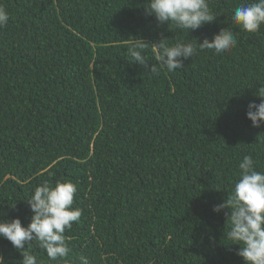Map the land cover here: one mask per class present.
I'll return each instance as SVG.
<instances>
[{"label": "trees", "instance_id": "trees-1", "mask_svg": "<svg viewBox=\"0 0 264 264\" xmlns=\"http://www.w3.org/2000/svg\"><path fill=\"white\" fill-rule=\"evenodd\" d=\"M244 2L209 0L216 20L188 33L158 25L147 0H0V222L26 226L45 182H72L82 213L62 261L26 249L40 264H244L212 210L245 155L264 172V126L246 116L264 85V27L233 23ZM226 28L235 47L199 50ZM136 38L150 43L149 65L162 38L198 50L154 75L127 56ZM0 254L22 258L3 238Z\"/></svg>", "mask_w": 264, "mask_h": 264}, {"label": "clouds", "instance_id": "clouds-1", "mask_svg": "<svg viewBox=\"0 0 264 264\" xmlns=\"http://www.w3.org/2000/svg\"><path fill=\"white\" fill-rule=\"evenodd\" d=\"M145 13L155 18L158 25H171L190 33L216 20L209 7V0H147ZM9 21V14L0 7V27ZM233 23L242 31L258 33L264 27V0H245L232 16ZM231 30L221 29L211 39L198 43L199 50L223 55L236 46ZM150 43L142 38L130 42L126 53L135 63L148 68V73L158 74L161 69L174 72L184 67V60L193 57L197 47L192 43L177 41L169 45L162 38L154 45L152 55L156 61L149 65L145 52ZM260 102H249L246 116L253 127L264 126V85L254 93ZM239 173L232 192L222 203L213 206L214 213L225 217L224 237L229 245H238L236 255L244 264H264V172L257 171L251 155H245L239 163ZM76 186L70 181H57L55 185L43 183L37 186L26 200L33 216L22 225L19 218L0 222V238L6 239L20 253L19 264H40L30 250L35 242L46 252L51 262L62 261L70 253L65 236L73 222H78L81 210L73 208ZM226 227V231L224 230ZM27 244V247L25 245ZM0 264H6L0 254ZM81 264H88L82 258Z\"/></svg>", "mask_w": 264, "mask_h": 264}]
</instances>
